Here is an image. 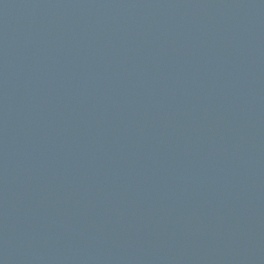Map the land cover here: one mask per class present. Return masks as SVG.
<instances>
[{
  "label": "water",
  "instance_id": "obj_1",
  "mask_svg": "<svg viewBox=\"0 0 264 264\" xmlns=\"http://www.w3.org/2000/svg\"><path fill=\"white\" fill-rule=\"evenodd\" d=\"M0 264H264V0H0Z\"/></svg>",
  "mask_w": 264,
  "mask_h": 264
}]
</instances>
